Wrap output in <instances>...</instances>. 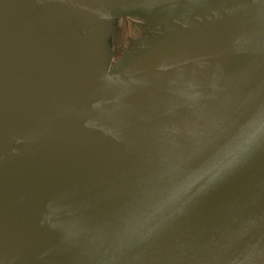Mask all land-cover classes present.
Listing matches in <instances>:
<instances>
[{
	"label": "water",
	"instance_id": "1",
	"mask_svg": "<svg viewBox=\"0 0 264 264\" xmlns=\"http://www.w3.org/2000/svg\"><path fill=\"white\" fill-rule=\"evenodd\" d=\"M0 264H264V0H0Z\"/></svg>",
	"mask_w": 264,
	"mask_h": 264
}]
</instances>
